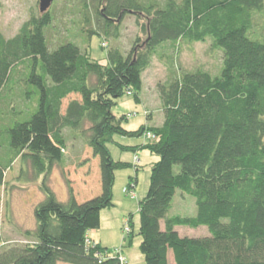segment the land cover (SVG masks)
<instances>
[{
    "label": "trees",
    "instance_id": "trees-1",
    "mask_svg": "<svg viewBox=\"0 0 264 264\" xmlns=\"http://www.w3.org/2000/svg\"><path fill=\"white\" fill-rule=\"evenodd\" d=\"M262 14L264 0H97L100 33L90 39L118 40L128 15L143 35L127 57L106 51V65L71 43L51 51L48 12L32 17L12 40L0 35V98L15 63L25 59L31 68L22 86L37 103L33 113L19 112L0 128V149L15 155L11 162L19 161L20 179L40 183L44 196L35 208V230L26 233L37 243L10 249L0 264H120L107 248L88 247L86 239L100 229V213L113 207L116 172L131 166L114 160L110 145L136 151L117 137L147 133L152 137L142 148L159 161L139 206L145 263L264 264V29L255 31V15ZM208 37L223 52L220 76L195 72L158 85L162 127L126 130L131 115L118 117L113 109L125 95L140 103L142 75L155 50ZM64 129L84 141L77 163L63 164ZM11 164L0 157V188ZM56 169L65 201L48 185ZM179 191L195 200V218L172 216Z\"/></svg>",
    "mask_w": 264,
    "mask_h": 264
},
{
    "label": "rangeland",
    "instance_id": "rangeland-1",
    "mask_svg": "<svg viewBox=\"0 0 264 264\" xmlns=\"http://www.w3.org/2000/svg\"><path fill=\"white\" fill-rule=\"evenodd\" d=\"M85 1L87 8L84 6ZM155 1L162 3L164 0ZM39 6L40 0H0V35L5 40L17 37L32 17L43 15ZM48 13L52 23L45 30V37L51 51H55L63 44L71 43L78 46L86 57L102 65L107 63L106 51L109 49H118L127 57L138 38H143L136 17L128 15L121 24L118 40L103 37L100 39L97 35L90 39L92 34L100 33L96 22L97 0H55ZM255 20L257 35L260 29H264V14L255 15ZM102 41L106 42V50L101 49ZM30 68L29 61L25 59L15 63L12 80L0 98V128L5 127L15 114L17 116L21 113L25 116L37 109L36 100H32L31 96L27 97L25 88L22 86ZM222 69L223 52L213 48L210 37L203 43L180 40L158 47L153 54L151 66L142 75L143 88L139 95L140 102L147 107L148 118L154 121L152 125L162 127L164 121L161 102L156 92L158 85H166L184 74L195 72L218 77ZM113 113L118 117L131 115L124 122V128L128 131H139L147 122L140 103L129 95L117 101ZM63 137L65 140L63 164L77 163L84 147L82 137L70 129L63 130ZM117 141L122 145L139 149L123 151L115 145H110L112 158L131 166L116 172L113 189L116 204L113 199V207L109 208L111 215L103 220V226H100V229L92 232L96 237L95 241L108 249V256H116L117 252L122 250L128 264H146L140 251L142 237L139 235L141 225L139 206L147 196L151 171L159 161V157L142 148L146 142L145 137H117ZM0 157L7 164L9 162L11 164V159H14L15 155L7 147H2ZM134 158H137L136 162ZM180 169L176 166L175 173H179ZM19 172L20 163L17 160L11 164L6 183L0 188L2 237L0 256L10 249L26 248L37 243L35 238L29 237L26 233L35 230V208L44 196L40 183L23 182ZM48 185L60 200L65 201L63 199L66 197L67 189L58 169L50 175ZM171 214L173 217L183 219L195 218L197 215L195 200L179 191L173 202ZM128 225L130 232L125 234V227Z\"/></svg>",
    "mask_w": 264,
    "mask_h": 264
},
{
    "label": "crops",
    "instance_id": "crops-1",
    "mask_svg": "<svg viewBox=\"0 0 264 264\" xmlns=\"http://www.w3.org/2000/svg\"><path fill=\"white\" fill-rule=\"evenodd\" d=\"M140 107L143 109V112H144V115H145V117L147 118L148 116V111H147V107L142 103V102H140ZM147 120V122H146V127H149V128H158L159 126H154V125H152L153 123H154V121L151 119V118H148V119H146ZM164 122V121H163ZM162 125H163V123H162ZM161 125V126H162ZM146 143V142H145ZM135 182H137V180L135 181ZM67 199V194H66V197L63 199V200H66ZM113 199H114V204H116V200H115V192L113 191ZM115 206V205H114ZM110 209H112V208H110ZM110 209H106V210H103L101 213H100V220H101V227L103 226V220L104 219H107L110 215H111V211H110ZM93 233L94 232H90L88 235H87V238L92 242V243H94L95 245H100V244H98L95 240V238L96 237H94L93 236ZM100 246H102V245H100Z\"/></svg>",
    "mask_w": 264,
    "mask_h": 264
},
{
    "label": "built area",
    "instance_id": "built-area-1",
    "mask_svg": "<svg viewBox=\"0 0 264 264\" xmlns=\"http://www.w3.org/2000/svg\"><path fill=\"white\" fill-rule=\"evenodd\" d=\"M105 45H106V44H105ZM103 46H104V45H103ZM151 137H152V135L149 134V133H147V134L145 135V138H147V139H149V138H151ZM136 161H137V158H134V162H136ZM126 191H127V190H125V192H126ZM129 232H130V228H129V225H128V226L125 227V234H128ZM86 245H87L88 247H95V244L92 243L88 238L86 239ZM115 257H117V259L119 260L120 264H128V260H127V258L123 255L122 250H119V251L117 252V254H116ZM99 258H100V262H102V261L104 260V256H103V257L99 256Z\"/></svg>",
    "mask_w": 264,
    "mask_h": 264
},
{
    "label": "water",
    "instance_id": "water-1",
    "mask_svg": "<svg viewBox=\"0 0 264 264\" xmlns=\"http://www.w3.org/2000/svg\"><path fill=\"white\" fill-rule=\"evenodd\" d=\"M55 0H40V12L42 14L47 13L51 7L53 6ZM145 47V43L143 44L142 48ZM138 50V48H137Z\"/></svg>",
    "mask_w": 264,
    "mask_h": 264
}]
</instances>
